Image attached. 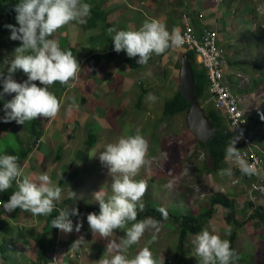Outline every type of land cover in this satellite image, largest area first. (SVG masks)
<instances>
[{
	"label": "crops",
	"instance_id": "crops-1",
	"mask_svg": "<svg viewBox=\"0 0 264 264\" xmlns=\"http://www.w3.org/2000/svg\"><path fill=\"white\" fill-rule=\"evenodd\" d=\"M101 3L102 19L107 20L108 28L116 30H135L145 20L154 18L164 23L169 31L178 28L182 32L187 24H191L198 35L217 31L220 44L227 51V83L234 93L244 97L246 104L243 109L250 116V130L256 134L254 144L264 152V96L251 93L254 87L260 86V75L251 68L258 67L260 61L253 64L251 61L258 44L264 43V0H102ZM82 29L83 32L78 31L81 35L77 30L72 34L78 39L76 45L68 44L81 65L78 80L71 87L67 85L61 94V109L55 117H39L35 121V125L39 123L41 126L35 140L19 144L22 151L29 152L22 165L25 174H30L38 182V175L47 172L51 186L61 187V195L66 201L64 206L56 203L55 207H78L80 215L71 217L72 232H55L53 229L55 233L46 238L53 240L52 244L44 242L45 245L30 248L29 240L39 238L38 231L28 228L24 232L14 225L29 221L31 214L26 210L0 214V264H41L44 262L41 260L46 262V259L49 264H98L101 258H110L115 250L107 251L109 242L115 240L119 243L126 235V229H116L104 237L94 234L88 225L87 214L100 208L95 193L102 190L104 199L112 194L111 174L102 166L98 153L105 144L139 132L147 141L146 158L149 162L157 161V167L161 169L163 163L160 159L167 153L164 147L168 148L163 133L175 125L179 129L180 115L167 116L165 107L181 88L183 57L188 48L180 46L159 55L153 54L147 64L133 68L125 52L113 50L110 34L100 36L96 28L90 29L88 25ZM65 30L61 27L55 32L61 40L68 38ZM87 31L91 33L87 35ZM248 44L252 49L245 53ZM239 75L250 82L246 91L241 87ZM150 93L156 97L154 101L148 99ZM250 100L254 102L248 105ZM150 165L142 166L135 179H143L147 183L144 171ZM223 165L221 170L231 168ZM154 176L152 180L158 181L155 185L166 184L163 174V179H154ZM229 178L231 175L220 171L215 180L211 181L210 176L206 179L203 189L214 185L219 193ZM71 191L77 194L75 204H72ZM248 194L243 188L239 194L229 196L237 200ZM146 201L145 191L143 202ZM83 202L92 203V206L84 208L79 204ZM48 220L49 217L40 216L37 228L42 232L41 239L51 221ZM78 221L81 223L79 232L75 230ZM178 229V226H168V222L159 226L158 232L147 229L126 255L131 258L148 246L158 264H180L175 255L177 236L172 237L171 234L169 237L167 234ZM78 240L81 242L77 244ZM41 254L46 257L40 258ZM9 256L15 257L9 259Z\"/></svg>",
	"mask_w": 264,
	"mask_h": 264
},
{
	"label": "clouds",
	"instance_id": "clouds-1",
	"mask_svg": "<svg viewBox=\"0 0 264 264\" xmlns=\"http://www.w3.org/2000/svg\"><path fill=\"white\" fill-rule=\"evenodd\" d=\"M13 9L16 13L15 20L17 24L6 23L3 27L10 30L9 38L11 40L20 41L21 43L15 48L11 59H6L4 61V64L7 65V73L5 74L4 69H0V86H2V90H0V101H4L6 94L11 95L14 93L15 95H13L10 100L3 102V115H0V121H15L17 124H25V122L34 119L37 121L39 117H55L61 109V100L59 99L61 96L58 98L59 95L57 90L58 92H64L67 85L71 87L72 83L78 80V75L81 70V65L77 56H74L72 53L73 48H69L72 46L68 45L66 48L61 49V45H58L61 39L55 32L63 27L66 29L65 32L72 36L73 32L76 30V28L71 25L72 22L81 24L86 23V25L89 26L86 18L91 13V5L86 2V0H16ZM187 27L193 29L194 35L198 39H201L203 35L209 32L217 33L218 44L222 47L220 44V35L217 31H209L198 35L191 24H187L185 29ZM185 29L182 32H180L178 28H173L169 31L164 23L153 18L151 20H145L143 24L135 30H116L109 28L108 32L111 35L114 51L117 53L123 51L128 57L137 58V64L143 65L148 63L153 54L159 55L165 53L167 50L180 46L187 47L183 45L184 36L182 33ZM53 34L55 39L50 38ZM222 48L226 52L224 58L226 73L227 51L224 47ZM188 51H194L196 53L198 63L206 70L209 78V72L201 62L197 51L190 48H188ZM20 70L27 75V79L23 82H18L15 79V74ZM239 79L242 82V89L246 91L250 82L245 79L243 75H239ZM260 80L261 78L259 76V81ZM35 81H39L42 86H38ZM55 82H59V84H55ZM225 82L227 88L239 102V111L246 121V126L244 127L247 135L243 143L238 141L241 137L233 128L229 115L218 107L210 83V97L206 101V107L203 106L205 109L209 106L222 114L229 121L230 130L235 136L229 140L225 148V164L231 166V168L220 171H222L223 174L231 175V177L233 175L235 180L234 182L232 181V185L238 184L240 190L243 189L242 186L245 187L244 189L249 190L250 200L259 198L264 199L263 193H258L253 189L255 185H260L264 181V163L262 167L258 169L257 175H255L254 170L251 168L252 156H257L264 162V152L254 144L256 134H253L250 130V116L243 109V106L246 104L244 97L242 98V96L234 93L229 87L227 83V73ZM53 84L57 85L58 88L55 94L50 91L48 87ZM148 99L154 101L156 97L150 93ZM201 103L203 104L205 102L201 101ZM70 111L71 109L69 108V114ZM186 115L188 116L189 112ZM187 121L189 123V119ZM147 147L145 137L139 132H136L132 135L122 136L116 142L105 144L103 150L98 153L102 166L106 167L108 173L111 174L112 194L107 199H104L102 190L95 193V198L99 201L100 211L99 213L90 212L87 214L88 225L94 234H99L104 237L110 236L116 229H126V235L119 243L113 240L110 241L107 246V251L111 253L115 250V254L111 255L110 258H101L98 264H158L148 246L143 247L131 258L126 255L127 250L140 240L147 229H154L158 232L159 226H164L169 220L168 219L165 223H160L151 216L144 219H137L138 213L145 214L147 212V203L156 205V207L160 206L154 199L143 202L142 197L145 194L147 185L143 179H135L141 167L149 163V160L146 158ZM195 151L197 153L200 152L198 148H196ZM3 153L0 154V214H4V212H15L17 208H19L29 211L34 216L47 217L55 211L54 208H61L51 221L48 220L49 226L51 225L53 229L56 228L63 232H72L73 218L71 217H78L80 212L78 207H72L70 209L67 207H55L56 202L61 198V187L51 186L50 177L47 172L40 173L37 177L38 182L34 181L32 176L30 174H25L22 166L18 164V157L16 155ZM26 159L27 158L21 160L22 165ZM210 160L211 159L207 156L205 167L207 164L209 169L212 170L213 166ZM161 168L163 169V177L165 178L164 166H161ZM219 172L209 173V176H216ZM13 182L17 185V190L12 192L7 201H4L5 198L2 192L8 190ZM165 187L166 185L164 184L162 185V189H160L164 194L165 192L163 190H166ZM239 192L237 194H239ZM76 195L74 191H71L73 199H75ZM254 195L257 197H253ZM218 196H225L230 200L233 199L238 214L241 213L234 198H231L228 194L224 195L220 193H215V195L211 197ZM211 197H207V205H205L206 198L200 201L199 204L203 209L198 215H189L199 217L201 214L208 211L209 199ZM203 201L204 203L202 204ZM144 207H146V209L143 212L142 210ZM218 207L228 211L224 207L217 206L212 219L215 217ZM248 209L250 210L249 207ZM248 209L245 211L246 214L249 213ZM158 211L165 219L167 218L169 211L167 212L164 207L159 208ZM252 212L249 215H252ZM180 216L185 217L181 214ZM237 218H239V216ZM212 219L208 220L203 225V229L197 235L189 236L186 245L187 253L185 264H235L237 256L235 249L231 246V241L226 238H221L208 229V222L212 221ZM170 222L176 224L172 220H170ZM129 224H131L130 227L128 226ZM31 225L33 224L28 220H23L17 222L14 226L18 230L23 231L25 226ZM176 226L179 228L175 230L177 232L176 236L179 237L178 232L180 231V226L178 224H176ZM256 227L263 229L261 224H257ZM80 229L81 223L78 221L75 230L79 232ZM191 237L192 247L190 246ZM152 239L154 240L155 236H153ZM177 240L179 241L178 238ZM80 242V240L76 241L77 244ZM188 247H190V249ZM192 249H195L200 258V263L198 261H189ZM175 255L176 258L179 259L176 251ZM56 259L57 257L55 256L54 260L56 261Z\"/></svg>",
	"mask_w": 264,
	"mask_h": 264
},
{
	"label": "rangeland",
	"instance_id": "rangeland-1",
	"mask_svg": "<svg viewBox=\"0 0 264 264\" xmlns=\"http://www.w3.org/2000/svg\"><path fill=\"white\" fill-rule=\"evenodd\" d=\"M91 5V13L86 18V21L91 17L94 18L95 23L97 24L96 27V33L98 35H102L104 33H108V27H107V20L102 19L98 20L96 19V15H99L101 13L100 5H102V0H86ZM98 8V9H97ZM104 12V11H103ZM76 28L77 31L83 32V28H85L86 23H77L72 22L71 24ZM91 32L87 31V35H89ZM81 35L80 33H78ZM65 35L69 38H66L65 40H60L58 44L61 45L62 48H66L69 43H72L73 45H76L78 39L75 35L70 36L68 33L65 32ZM54 38V34L50 37ZM10 42H13L14 45L8 50H4L2 55L0 57V69H4L5 74L7 73V65L4 64V61L6 59H11L12 55L14 54V50L17 46L20 45V41H13L10 40ZM260 44V43H259ZM258 44L259 48H256L253 53L254 57L252 62L260 61L258 67L252 66L251 68L255 73H258L260 75V86L257 88L254 87L251 91V93H256L258 95L264 96V43L261 45ZM245 53H248L251 51L252 46L248 44V48ZM232 51H230V54ZM245 55V54H244ZM253 64V63H252ZM15 79L18 82H23L27 79V75L22 71H18L15 74ZM38 86L40 85L39 81H35ZM179 85V84H178ZM50 91H52L54 94L56 92L57 85H49L48 86ZM0 90H2V86H0ZM58 98L61 96L63 91L58 92ZM15 95L14 93L11 95L6 94L4 97V101L10 100L12 96ZM57 95V94H56ZM0 101V115H3V102ZM253 100H250L248 102V105L250 103H253ZM203 105L206 107L207 102L203 103ZM209 105V104H208ZM216 107V106H215ZM35 120L27 121L25 124H17L15 121L10 122H4L0 121V154L3 152H6L9 149H15L17 153L26 152L22 151L20 148L21 145L19 143H26V140L28 143H32L33 140H35V137L38 136L37 131L41 127L39 123L35 125ZM179 120V129L175 126H172L169 130L167 129L165 131L164 137L166 139V145L167 147H164V150H166L167 153H164L160 159V163H163L162 166H164L165 173L167 175L165 176V182H166V190H163L165 192L162 193L160 189H162V184L155 185V182H158L157 180L154 182L152 180V175L155 177L162 178L163 169H159L157 166V161H150L151 163L150 168L144 171V176L146 178V191L147 193V200H156L160 206L159 208L164 207L167 212L169 211L170 214H173L172 212H178L183 216H189V214L192 215H198L199 212L203 209V207L200 206V201L205 200V198L214 196L216 192L215 186H210V188L203 189L205 186L202 184L206 181V179L209 177V173L206 171L205 162L207 160V152L204 148L200 147L199 141L197 137L194 135L193 131L191 130L189 123L187 121V115L186 113L180 114L178 117ZM181 129V130H180ZM37 133H35V132ZM32 134H29V133ZM164 140V139H163ZM196 148H199L200 152L197 153L195 150ZM195 152V153H194ZM22 154V153H21ZM202 156V157H201ZM27 158V157H25ZM205 158V159H204ZM24 159V158H23ZM22 159H18V164L22 166ZM140 172V170H139ZM138 172V173H139ZM143 173V171H141ZM152 174V175H151ZM163 179V178H162ZM231 179V180H230ZM229 179V182H226L225 185H223L224 190L220 191V194H237L240 191L239 185H232L234 182V177ZM210 180H215V175H212L210 177ZM233 181V182H232ZM242 188H245L242 186ZM164 189V186H163ZM14 190H17V185L14 183ZM249 191V190H247ZM168 193V194H167ZM205 195V196H204ZM207 196V197H206ZM144 197V196H143ZM142 197V200H143ZM72 199V197H71ZM75 199H73L72 204H75ZM65 199H63V196L61 195V198L57 203L59 206L65 205ZM237 206L241 213L237 215L239 216L238 220L241 223L245 224V227L239 230V237L236 243V256L237 259L235 261V264H264V230L259 229L256 227L255 221H253L249 214L252 212V209H248V204L252 202L255 207H264V199H254L250 200L249 194L246 198H239L236 200ZM82 204L84 208H87L86 205L89 207L92 206V203L89 202H83L79 203ZM156 206V205H155ZM158 208V209H159ZM2 209V208H1ZM61 208H54V210L59 211ZM146 207L142 210L145 211ZM246 209L249 210V213L246 214ZM18 212H20L21 209L17 208ZM85 210V209H84ZM244 210V211H243ZM27 211V210H26ZM100 208L98 210H94L93 212L99 213ZM29 212V211H28ZM30 213V212H29ZM31 214V213H30ZM229 212L225 211L224 209L218 207L217 213L215 217L212 219V221L208 222V229L219 235L221 238L229 239L231 235V228L226 223V218L228 216ZM246 214V215H244ZM32 218H29V222L31 224H35V226H25L23 228V231L26 232L28 228H33L34 230L38 231L37 237L34 238V240H29V247H36L43 242H47V239L43 240L41 239L42 232L39 230V224H40V216H34L31 214ZM246 216V217H244ZM27 218V217H26ZM25 218V219H26ZM210 223V224H209ZM168 226H176V224H172L170 220H168ZM48 229L50 226H47ZM42 230V229H41ZM168 236L170 237L172 234V237H175L177 235V232L173 230L172 232H167ZM178 238V237H177ZM192 237L190 238V246L191 245ZM230 240V239H229ZM173 247V246H171ZM190 249V247H188ZM168 250V246H167ZM167 252H165L166 254ZM170 252L168 253L169 256ZM191 254V250H190ZM15 256H9V259L14 258ZM189 261H198L200 263V258L197 255L195 249H192V254L189 256Z\"/></svg>",
	"mask_w": 264,
	"mask_h": 264
},
{
	"label": "trees",
	"instance_id": "trees-1",
	"mask_svg": "<svg viewBox=\"0 0 264 264\" xmlns=\"http://www.w3.org/2000/svg\"><path fill=\"white\" fill-rule=\"evenodd\" d=\"M88 1V0H87ZM16 3V0H0V57L4 55L3 51L4 50H9L14 43L10 42V30L6 29L3 27L4 24L6 23H13L17 24V21L15 20L16 13L13 9V5ZM98 9V8H97ZM103 12L99 15H96V19L100 17V19L103 18ZM88 24L89 28L93 29L96 28L97 24L94 21V18L90 16V19H88ZM18 26V25H17ZM191 55V61L194 66V71L196 74V80H197V95L199 96L200 100L205 102L209 99V78L207 75L206 70L200 66L197 60V55L194 51H188ZM137 58H130L127 57L128 63H130L131 67L136 68L140 66L141 64H137L136 62ZM55 84H59V82H55ZM192 107V104L183 96V94L178 91L176 96H174L172 99H170L166 103L165 107V114L167 116H176L179 114L186 113L190 111ZM207 116L210 118L212 123L214 124V127L216 129V133L213 137V139L210 141L209 144H203L199 143L200 147L204 148L206 150L207 156L211 159V165L213 166L212 170L209 169L208 165L206 164V171L208 173H217L219 172L222 167L225 164V148L229 142L230 139L234 138V134L230 130L229 126V121L218 111L214 110L213 108L207 106L206 108ZM188 117V116H187ZM188 120V119H187ZM93 140L95 139L94 137L92 138ZM199 149V148H198ZM200 150V149H199ZM15 149H9L3 154H10V155H16L18 159H23L29 155V152H21L17 153L15 152ZM14 182L12 186L6 190L3 193V196L5 198L4 201H7L10 198V195L12 192H14ZM209 210L201 214L199 217H194V216H185L182 217L180 216L179 213H173L170 214L168 212V216L165 219L162 214L158 211V207L155 205H151L147 203V212L145 214L143 213H138L137 219H144L146 217H154L157 219L160 223H165L168 219L172 220L174 223L178 224L180 226V231L178 232V245L176 248L177 255L179 256V263L180 264H185L186 263V245L188 242V238L191 235H197L202 229L203 225L210 219H212L213 215L215 214V208L217 206L224 207L229 211V214L226 218V222L231 228V235H230V241H231V246L232 248L235 249L236 251V243L239 237V230L245 227L244 223L239 222L237 218L238 210L235 207V202L234 200H228L227 197L223 196H218V197H211L209 199ZM249 208H252L253 214L249 215L250 218L255 221V224H261L263 229H264V207H255L253 204L249 203L248 204ZM59 211H53L49 216V220H51L55 215L58 214ZM246 217V216H244ZM59 229L54 228L55 232H58ZM53 231V228L50 225V228L47 229L45 236L43 239L45 240L46 238L50 237L52 233H55ZM47 242L52 244L53 240H48ZM45 245L43 242L40 244V246ZM46 255H42L40 258H45ZM41 264H49L45 260Z\"/></svg>",
	"mask_w": 264,
	"mask_h": 264
},
{
	"label": "built area",
	"instance_id": "built-area-1",
	"mask_svg": "<svg viewBox=\"0 0 264 264\" xmlns=\"http://www.w3.org/2000/svg\"><path fill=\"white\" fill-rule=\"evenodd\" d=\"M184 36V44L190 49H194L199 54L201 62L205 65L209 72L212 92L218 107L224 110L232 121L233 128L241 137L238 141L243 143L246 140V121L239 111V102L227 88L225 82L224 58L225 50L218 44V35L215 32H209L203 35L201 39L196 38L193 29L187 27L182 33ZM252 166L255 175L258 169L262 167L263 160L257 156H252ZM253 189L258 193L264 194V181L260 185H255Z\"/></svg>",
	"mask_w": 264,
	"mask_h": 264
},
{
	"label": "water",
	"instance_id": "water-1",
	"mask_svg": "<svg viewBox=\"0 0 264 264\" xmlns=\"http://www.w3.org/2000/svg\"><path fill=\"white\" fill-rule=\"evenodd\" d=\"M184 65L181 74V92L192 104L188 119L190 128L197 139L204 144H209L213 139L216 129L210 118L206 114V109L197 95V80L191 55L185 54L183 57Z\"/></svg>",
	"mask_w": 264,
	"mask_h": 264
},
{
	"label": "bare ground",
	"instance_id": "bare-ground-1",
	"mask_svg": "<svg viewBox=\"0 0 264 264\" xmlns=\"http://www.w3.org/2000/svg\"><path fill=\"white\" fill-rule=\"evenodd\" d=\"M200 143V142H199ZM202 157V156H201ZM205 159V158H204ZM235 186V185H234ZM211 197V196H210ZM224 197V196H223ZM229 200V199H228ZM263 200V199H262ZM210 202V201H209ZM252 203V202H251ZM210 224V223H209Z\"/></svg>",
	"mask_w": 264,
	"mask_h": 264
}]
</instances>
